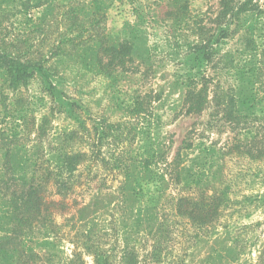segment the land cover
Listing matches in <instances>:
<instances>
[{
    "label": "rangeland",
    "instance_id": "obj_1",
    "mask_svg": "<svg viewBox=\"0 0 264 264\" xmlns=\"http://www.w3.org/2000/svg\"><path fill=\"white\" fill-rule=\"evenodd\" d=\"M64 1L68 3L69 0ZM236 1L240 4L244 0ZM168 2L117 0L111 2L105 11L102 30L114 40L133 41L136 49L132 59L128 58L126 67L121 68L120 79L115 82L118 89L114 92L108 88L110 82L103 74L85 64L68 59L57 63L66 77L61 87L70 97L89 107V112L83 116L89 133L86 139L66 143L62 140L66 130L78 126L55 109V103L39 78H33L16 95L22 100L21 107L28 117L34 116L38 124H43V141L39 145L51 152V158H54V149L58 153L67 143L75 150H88L96 141L97 127L105 123V127L117 125L119 140L114 141V137L109 136L100 146L111 163L113 154H121L127 161H139L148 152L162 150L168 160L173 161L181 152L186 164H198L196 174L199 177L205 182L214 179L209 182L210 186H219L221 193L226 195L220 216L212 225H197L181 215L176 208L177 197L195 192L183 191L171 180L170 185L164 184L167 187L160 190L159 195L155 184L152 186V192H156L154 198L149 199L151 192H148L141 202L135 200L131 206L122 203L117 188L124 178L123 171L111 164L105 167L100 161L103 155H99L92 173L81 166V181L67 198L68 211L62 210V196L58 188L53 187L46 193L47 201L54 200L49 218L40 215L31 219L32 227L25 228L28 238L15 239L17 244L25 241L27 251H33L34 256L28 264H68L76 251L84 264H95L93 255L84 244L86 241L107 250L113 264H252L257 260L264 244V204L252 203V195H264V158H252V115H264L261 112L264 107L239 105L244 116L239 124L230 122L225 115L228 97L222 92L234 94L235 85L239 83L237 66L252 69V65H257L255 60L262 58H252V43L250 45L248 39H252V23L255 21L261 22L257 31L264 35V14L263 19L258 18L257 12L252 13V9L243 14L244 27L251 29L248 36H243V32H238L236 25L232 24L228 36L223 37L220 31L223 26L218 19L220 0H189L188 13L179 22L171 14L173 8ZM17 6L20 7V0H0V37L7 36L11 42L14 41L11 36L16 35L28 42L40 9L31 6L26 11L25 7ZM31 17L33 21L29 19ZM45 23H48L47 29L52 30L47 36L49 46L59 33L55 30L53 18H47ZM202 27L216 48L207 68L210 101L203 112L189 113L185 103L186 75L191 66L188 52L190 45L202 40L194 28ZM61 29H65V25ZM261 72L264 73V66ZM259 83H264V79ZM145 93H151L155 101L146 116L140 118L129 117V113L122 110L116 111V102L111 97L116 94L122 99ZM9 96L13 98L15 93L9 92ZM2 120L0 111V128L5 125ZM21 138L24 145L30 147L34 144L31 130L23 132ZM2 161L0 149V167ZM217 170L215 176L213 172ZM166 178L169 180L170 176ZM16 180L15 175L12 180L5 178V182L12 185ZM207 192L212 193V190ZM94 196H98L102 208L81 220L78 207ZM153 200L157 201L156 213L161 223V231L158 230L156 237L147 234L145 225L139 227L134 221L140 205L147 207ZM84 230L91 231L90 240L81 235Z\"/></svg>",
    "mask_w": 264,
    "mask_h": 264
},
{
    "label": "trees",
    "instance_id": "obj_2",
    "mask_svg": "<svg viewBox=\"0 0 264 264\" xmlns=\"http://www.w3.org/2000/svg\"><path fill=\"white\" fill-rule=\"evenodd\" d=\"M15 1L2 0V2ZM114 1L117 0H75L76 3H71L70 0L68 3L64 0H20V7L17 6L19 8L23 6L26 11L31 6L40 9L38 21L29 32V41L26 42L16 35H14L15 38L11 36L12 40L14 39L11 42L7 36L0 37V78L2 80L0 111L3 113L2 121L5 124L0 128V149L3 157L0 167V231L3 232L0 236V264H28L34 256L33 251L30 249L27 251L25 241L17 244L15 239L21 241L28 238H26L25 228L26 226L32 227L31 219L40 215H46L49 218L51 204L54 200L47 201L46 193L53 187L60 191L62 210L67 212L69 209L67 198L81 181V170L83 169L81 166L85 167V171L88 169L92 173L94 162H97L99 155H103L100 161L105 167L111 164L123 171L124 178L117 188V195L120 196L122 203L131 206L135 200L140 199L141 202L148 192H151L149 199L154 198L156 192L160 194V190L164 191L167 185H170L171 180L179 189L190 193L191 190L195 192L188 196L177 197L176 208L181 215L197 225H212L220 216L226 195L221 193L219 186H210L214 179L205 182L199 177L196 174L198 164H186L181 152H178L173 161H169L162 150L148 152L147 156L142 155L139 161H127L121 154H113L111 163L100 146L109 136L114 137V141L119 140L115 129L117 125L108 124L105 127V123L97 127L96 141L91 145L89 143L90 149L88 150H75L67 143L58 153L54 149L52 153L54 158H51L50 151L43 147L40 148L39 144L42 143L44 134L43 124H38L34 116L28 117L24 108L21 107L22 100L16 92L26 87L33 78H39L55 103V109L70 117L78 126V128L66 130L62 140L64 139L66 143L69 140L86 139L89 133L85 124L86 119L83 116L89 112V107L85 106L81 100L70 97L61 87L64 86L66 77L64 70L59 68L57 63H63V59L83 63L87 68L96 70L108 79L110 83H107V86L111 92L118 89V83L115 82L120 79V70L126 67L128 58L132 59L136 49L133 41L114 40L102 30L101 22L104 13ZM261 1L244 0L237 4L236 0H220L221 9L218 19L223 26L220 30L221 34H224L223 37L228 36L232 24L236 25L238 32H243V36H248L251 29L244 27L246 22L243 14L252 9V13L257 12L258 18L263 19L264 1L262 3ZM168 3L173 8L171 14L176 22L186 17L189 0H169ZM49 17L53 18L55 30L59 34L48 46L47 36L52 30L47 29L48 23L45 21ZM29 19L33 21L32 17ZM259 23L261 22L252 23V39H248L250 45L252 43V58L253 56L262 57L255 60L258 66L252 65V69L237 66L236 74L239 83L235 85L234 94L230 95L228 91L226 93L221 91L228 97L225 109L226 118L236 124H239L244 116L239 105L252 106V108L264 107V83H259L264 79V73L261 72V67L264 66V35L257 31ZM59 24L65 25V29H61ZM88 31L89 33H86ZM194 31L202 40L194 42L189 47L188 61L191 66L186 75L188 88L185 93V103L189 113H201L210 101L207 68L216 54V48L214 42L206 37L204 27L194 28ZM37 32L40 34L37 35ZM23 41L26 42L25 45ZM54 59L59 61H53ZM245 81L251 83H243ZM9 92L15 93V96L11 98ZM111 97L116 102V111H125L129 113V117L134 118L146 116L155 101L151 93L128 98L122 97V99L116 94H111ZM261 112H264V109ZM252 121H254L252 158L261 159L264 158V115L259 116L254 113ZM30 130L34 134L32 139L34 144L29 147L24 145L21 137L23 132ZM218 172L217 170L213 173L216 176ZM11 174H13L12 177ZM14 175L17 177L15 184L5 182V178L9 177L12 180ZM168 175L169 180L166 178ZM164 184L167 185L164 186ZM153 185L156 192H152ZM209 189L212 193L207 192ZM256 202L263 205L264 195H252V203ZM100 204L98 196H94L90 201L79 206L77 212L81 220L87 219L89 215L94 214L95 210L102 208ZM157 207L155 200L147 207L140 205L134 216L136 225L139 227L145 225L144 229L147 234L153 237L161 231L160 216L156 213ZM72 216L74 219L75 214ZM50 232L53 230L51 229ZM76 235L79 236L77 233ZM81 235L88 240L92 238L90 230H84ZM84 244L88 252L93 255L95 264H113L107 250L99 246L95 247L88 241ZM81 259L80 253L76 251L75 257L70 259L68 264H77L78 261L79 264H84V260ZM252 264H264V244L259 250L257 260Z\"/></svg>",
    "mask_w": 264,
    "mask_h": 264
}]
</instances>
